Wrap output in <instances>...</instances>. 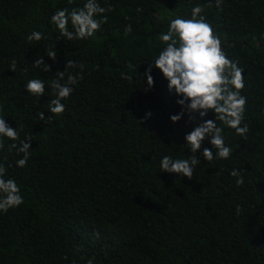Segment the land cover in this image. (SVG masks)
Wrapping results in <instances>:
<instances>
[{
	"label": "trees",
	"instance_id": "1",
	"mask_svg": "<svg viewBox=\"0 0 264 264\" xmlns=\"http://www.w3.org/2000/svg\"><path fill=\"white\" fill-rule=\"evenodd\" d=\"M85 2L0 0L2 114L23 129L21 140L32 138L25 167L16 163L23 154L9 150L19 141L5 138L0 150L5 178L15 179L23 196L20 206L0 211V264H264V0H222L220 7L216 0H98L111 6L96 17H107L100 31L83 40L58 38L50 17ZM197 6L223 51L244 69L249 132L239 136L217 120L232 154L208 162L206 138L189 179L161 171L160 161L190 158L185 134L199 120H189L160 69L153 67L155 84L147 91L141 76L165 47L159 37L170 20L190 19ZM34 30L45 38L29 41ZM53 46L55 60L45 50ZM38 54L51 70L33 66ZM68 60L77 67L66 70ZM81 64L83 78L62 101L65 111L52 115L50 82L57 71L66 70L61 83L79 75ZM30 79L45 81L43 96L27 92ZM182 110L174 123L170 116ZM40 111L51 122L39 120Z\"/></svg>",
	"mask_w": 264,
	"mask_h": 264
},
{
	"label": "clouds",
	"instance_id": "2",
	"mask_svg": "<svg viewBox=\"0 0 264 264\" xmlns=\"http://www.w3.org/2000/svg\"><path fill=\"white\" fill-rule=\"evenodd\" d=\"M71 2V0H70ZM222 0H216V6L220 7ZM108 8L101 7L98 0H86L83 7L57 9L50 17L51 23L58 28L59 37L67 40L88 39L101 30L102 25L107 22V17L97 19L98 14L110 11ZM203 8L201 6L192 9L190 19L180 16L170 20L168 31L161 33L159 39L165 47L159 52L149 67L141 76L144 80L146 76L147 87L151 89L155 80L152 73L153 67L158 68L168 80L169 92H174L182 97L177 103L183 106L189 113L190 121L199 120L193 129L185 134L186 144L189 145L192 155L189 159H173L171 156H164L160 161L161 171L176 173L186 176L189 179L193 177L194 168L201 160L195 155L201 149L206 138H210L212 148H203V158L208 162L214 159H227L232 154L233 149L227 146L223 136L224 128L218 126L216 121H221L229 128L235 129L239 136H246L249 127L244 122L247 99L241 95L244 88V69L238 66V61L230 59L221 47L220 38L215 35L212 25L201 16ZM71 23V29L69 28ZM41 31H32L27 37L29 41H40L44 39ZM47 55L53 60L56 59V46L45 49ZM33 64L36 68L48 72L51 66L44 60L43 55ZM77 64L68 60V68H76ZM81 72L79 75L68 74L67 81L61 83L66 75V70L57 71L59 79L52 80L50 87L55 90V98L50 100L48 111L52 115H60L65 111L63 100L70 97L75 85L79 79L83 78L84 65H79ZM129 68L133 66L128 65ZM15 70V62L11 66ZM123 79L133 81V76L121 73ZM28 93L35 96H43L45 93V81L41 79H30L25 84ZM209 110L215 113V119H206ZM4 109L0 105V150L5 147V138L11 141H19V144L12 143L9 150L17 149L23 156L17 160L19 167H25L30 158L31 136L20 139L22 128L11 127L3 115ZM185 112L182 110L179 114L170 116L175 123L180 121ZM52 115L46 116L45 112L38 113L39 120L51 122ZM152 112L148 111L145 118H150ZM27 141V142H26ZM215 149V154L213 152ZM232 176L237 177V186L244 184V179L238 169L231 172ZM6 168L0 165V211L7 212L10 208H15L23 203L21 189L15 179L5 178ZM88 264H93L92 260Z\"/></svg>",
	"mask_w": 264,
	"mask_h": 264
}]
</instances>
